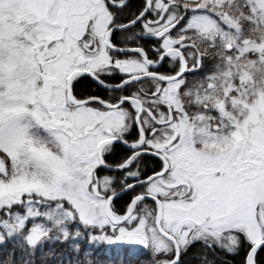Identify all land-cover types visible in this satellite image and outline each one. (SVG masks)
<instances>
[{"label":"snow or ice","instance_id":"obj_1","mask_svg":"<svg viewBox=\"0 0 264 264\" xmlns=\"http://www.w3.org/2000/svg\"><path fill=\"white\" fill-rule=\"evenodd\" d=\"M0 264H264V0H0Z\"/></svg>","mask_w":264,"mask_h":264}]
</instances>
